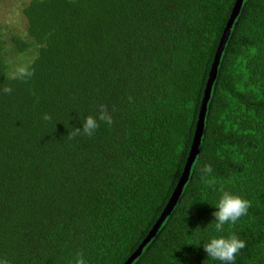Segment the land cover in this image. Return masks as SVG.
Returning a JSON list of instances; mask_svg holds the SVG:
<instances>
[{"label":"trees","instance_id":"16d2710c","mask_svg":"<svg viewBox=\"0 0 264 264\" xmlns=\"http://www.w3.org/2000/svg\"><path fill=\"white\" fill-rule=\"evenodd\" d=\"M234 2L31 0L22 8L24 38L7 45L0 29V88H13L0 93V258L75 264L83 252L86 264L128 260L181 176ZM20 66L34 75L10 79ZM100 105L113 123L69 140ZM206 164L213 172L204 176ZM221 188L251 207L217 233ZM231 234L246 242L234 264H264V0L242 8L191 180L134 264H223L203 243Z\"/></svg>","mask_w":264,"mask_h":264},{"label":"clouds","instance_id":"9594fccd","mask_svg":"<svg viewBox=\"0 0 264 264\" xmlns=\"http://www.w3.org/2000/svg\"><path fill=\"white\" fill-rule=\"evenodd\" d=\"M34 71V68L29 66H20L16 68L15 72L9 78L12 80L26 81L34 75ZM12 92L13 88L10 85H5L0 88V93L2 94L10 95ZM131 99L129 97V100ZM51 119L50 114H44L43 120L50 122ZM99 122H104L108 125L113 123L112 115L106 105H100L98 107L97 116H87L82 122V128L73 127V130L68 132L67 138L72 140L77 136L91 137L99 128ZM193 167L195 168V165ZM199 171L204 176H207L213 172V168L210 164H206ZM208 186L215 187L211 182H209ZM219 191L222 195L216 205L218 210L212 213L214 220L211 223H214V229L217 233H223L226 224L235 225L241 217L248 214L251 201L225 191L223 188ZM245 247L246 242L239 239L235 234L227 237L221 235L218 238H211L209 242L203 243V250L206 252L207 257L212 260H219L223 264H234L236 256ZM0 264H10V262L6 258H0ZM75 264H86L83 252L77 253Z\"/></svg>","mask_w":264,"mask_h":264},{"label":"water","instance_id":"95a60500","mask_svg":"<svg viewBox=\"0 0 264 264\" xmlns=\"http://www.w3.org/2000/svg\"><path fill=\"white\" fill-rule=\"evenodd\" d=\"M246 1L247 0H235L234 5L231 9V13L228 17V20L225 24L220 40L218 42L216 52L214 54L211 68L208 74V78L205 84V89L201 100L200 110L195 126L192 143L181 176L178 182L176 183L173 192L171 193L164 209L162 210L155 224L152 226L145 239L140 243L136 251L128 258V260L124 264H134L148 249L153 240L156 238L157 234L167 222L172 212L175 210L181 196L183 195L185 188L191 180V176L194 171L193 165H196L201 152L208 106L211 101L213 91L215 89L218 68L220 66V62L225 52V48L231 36L232 30L241 14L242 8L244 7Z\"/></svg>","mask_w":264,"mask_h":264},{"label":"rangeland","instance_id":"374dc122","mask_svg":"<svg viewBox=\"0 0 264 264\" xmlns=\"http://www.w3.org/2000/svg\"><path fill=\"white\" fill-rule=\"evenodd\" d=\"M30 1L31 0H0V29L3 33V39L8 42L7 45L10 44V39L14 35H19L22 38L25 37L26 21L22 13V8ZM30 56L31 55H29V57ZM23 59L24 58L20 56L12 58L15 62H21Z\"/></svg>","mask_w":264,"mask_h":264}]
</instances>
